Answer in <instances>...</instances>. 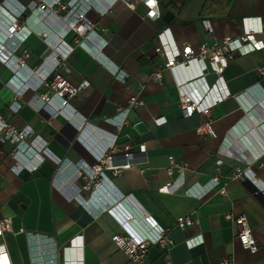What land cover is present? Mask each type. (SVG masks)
<instances>
[{
  "label": "crops",
  "instance_id": "crops-1",
  "mask_svg": "<svg viewBox=\"0 0 264 264\" xmlns=\"http://www.w3.org/2000/svg\"><path fill=\"white\" fill-rule=\"evenodd\" d=\"M83 1L92 6L87 18L107 41L103 59L125 72L127 80L117 81L101 65V59L76 46L74 33H63L64 23L53 14L58 11L56 6L42 11L40 0H0V34L21 7L26 8L23 17L28 18L30 31L22 40V48L29 53L23 68L17 69L14 59L7 65L0 62V115L18 129H32L28 142L35 152L47 148L61 160L92 166L97 162L92 150L99 149L98 140L108 141L114 134L116 160L126 146L136 152L144 145L147 164L122 170L116 176L103 169L107 181L99 189L93 188V181L76 180L70 174L62 175L64 180L60 178V186L55 187L52 181L57 167L49 161L34 157L27 168L15 174L10 170L12 158L6 152L0 154V218L11 224V232L3 233L0 243L8 264H71V252L67 254L64 248L75 236L82 237L81 264H221L226 258L230 264H264V197L251 192L248 180L235 178L238 170L248 168L258 180L256 187L264 190V154L253 160L252 153V148L261 146L258 140H264V49L229 62L224 78L232 96L213 108L210 117L196 114L184 118L169 71H162L160 81L152 77L154 68L164 62L155 52L161 29L169 28L177 44L187 43L196 53L202 44L239 36L242 18L258 17L264 26V0H157L160 13L172 15L169 22H162L160 16L146 18L139 0H129L133 8L121 0L112 4V0ZM62 2L70 7L78 0ZM103 7L106 11L101 15ZM204 20L211 25L210 33L203 29ZM259 38L264 40V34ZM63 42L72 52L58 57L59 67L51 76L63 77L75 87L87 85L71 99H58L49 92L47 106L37 111L38 105L29 102L45 90L39 86V74L33 71L50 63L51 52ZM14 57L20 58V51ZM13 77L14 86L23 89L17 97L6 85ZM207 81L211 83L213 76H207ZM238 95L240 100L235 98ZM130 98L137 104L117 131L105 120L126 108ZM14 100L19 109L11 113ZM153 118L165 122L158 126ZM205 122L213 135L197 133ZM81 125L92 133L82 137ZM218 159L221 165L216 164ZM212 178H217L218 184L203 197L184 194L185 188L194 185L195 192ZM179 179L184 185L176 193L158 191ZM87 183L89 190L80 191L73 201L66 200V186L77 189ZM114 195H132L148 216L167 230L171 245H152L143 262L130 261L117 249L113 237L120 230L105 211L107 198ZM226 215L246 216L256 252L242 247L236 227ZM180 216L189 217L193 225L178 228L176 219Z\"/></svg>",
  "mask_w": 264,
  "mask_h": 264
},
{
  "label": "built area",
  "instance_id": "built-area-1",
  "mask_svg": "<svg viewBox=\"0 0 264 264\" xmlns=\"http://www.w3.org/2000/svg\"><path fill=\"white\" fill-rule=\"evenodd\" d=\"M38 6L40 10L51 9L53 6L57 7L58 11L53 14L58 15L60 20L64 23L62 31L64 34L69 32L74 33V42L77 47L87 52L92 58L99 60L101 65L109 70L114 78L124 83L128 75L118 68H112L103 59V49L107 45V41L101 37L95 30V25L87 18L86 13L92 7L83 0H78L72 6H68L62 0H40ZM116 1L112 0L111 4ZM133 8V4L129 0H121ZM142 2L146 9L145 17L151 20H156L160 16L159 5L157 0H139ZM21 7V6H20ZM35 7L30 5L32 9ZM24 7L18 8L12 17L11 21L4 28V34H0V62L7 65L12 60H15L17 69L24 66V60L28 57L27 50L22 48V40L25 39L30 31L27 29V19L24 18ZM106 8H100L99 12L103 15ZM57 17V19L59 18ZM203 29L211 32V25L208 20L202 21ZM264 34V26L260 24L258 17H245L242 18L241 34L237 37L226 36L221 41H214L208 44H202L197 52H193L191 46L187 43L177 44L171 36L169 28L161 29L156 35L157 47L155 48L156 54L163 59V64L154 68L152 77L154 80L160 81L162 78V71L167 70L172 76L175 88L178 93V103L181 114L184 118H189L193 115H201L210 117L211 111L217 105L221 104L229 97L231 92L227 87L224 78V71L230 61L236 57L245 56L252 52L264 49V40L259 37ZM24 36L22 39L13 40L15 36ZM17 38V37H16ZM10 42V44H9ZM21 53V57L15 58L16 52ZM72 52V47L66 43H62L54 48L51 52L50 63H42L36 68L33 73L39 74V86L45 90L43 94L34 96L29 104H36L37 111L43 110L48 104L50 97L49 92H52L54 97L58 99H71L75 97L82 87L87 83L82 84L80 87L71 85L63 77H52L51 73L59 67L58 57L65 58ZM42 70V71H41ZM212 75L213 81H207V76ZM9 80L6 85L13 88L15 96H20L23 89L16 88L13 81ZM23 88V87H22ZM242 96L238 95L235 98L240 100ZM137 104L135 98H130L129 104L126 108L118 111L117 115L112 119H106V122L112 123L117 131H120L127 123V115L132 106ZM10 112L15 113L19 109L15 100L10 106ZM155 125H161L165 122L162 118H153ZM132 129L136 131V125L133 124ZM82 128H79V130ZM78 130V131H79ZM197 133L199 135L208 134L213 135L209 122H205L198 126ZM78 133V132H77ZM82 137L91 134V129L87 126L79 132ZM33 135L30 127L18 129L0 115V154L7 153L14 164L10 170L19 174L23 169L27 168L34 157L41 161H49L55 165L56 172L52 184L60 186V180L64 178L62 175L70 174L76 180L93 181V188L99 189L104 181H107L103 169L110 171L114 176L119 174L122 170H127L133 167H141L147 164L146 148L140 145L136 152H133L129 146L125 147L123 153L119 158L115 159V139L116 135L110 134L108 141L98 140L100 143L97 152L93 151V155L97 160L96 164L90 166L83 161L76 164H71L66 159L61 160L52 154L47 148H43L39 152L33 150V145L28 142L29 138ZM94 139L93 136H88ZM97 139V138H96ZM260 148L253 149V160H257L264 154V140H258ZM7 148V149H5ZM241 158H245L241 156ZM171 165H174L170 157ZM118 161V163L116 162ZM217 165L222 164V160L216 161ZM67 177V176H66ZM235 178H242L251 181L255 186L258 180H255V175L248 168L245 170H238ZM60 181V182H59ZM218 184L217 178H212L208 184L199 187L193 192L195 186H190L184 189L186 196L201 198L212 190ZM184 185V180L179 179L171 184L161 186L158 191L164 194H174ZM258 186V185H257ZM89 184H85L77 189L67 187L65 188V198L68 201H73L79 197L82 190H89ZM264 193V190H262ZM88 202V200L86 201ZM105 211L109 214L119 227L118 232L113 241L117 249L122 252L130 261L134 263L143 262L147 250L152 245L168 246L167 230L160 226L147 212L142 209L132 195L123 197L122 195H114L107 198ZM92 205L96 207L94 201ZM226 218L231 220L236 227V238L239 240L242 247L250 252H256L257 244L252 236L249 223L246 216L241 215L233 218L231 215H226ZM134 222L137 228L132 224ZM193 225V221L189 217H178L176 219V226L178 228H186ZM5 232H11V224L8 219L0 218V237ZM81 236H75L69 241L64 251L67 254L71 252V264H81L83 259V244L81 243ZM171 245V243H170ZM73 258V259H72ZM0 264H8L5 254L4 246L0 243ZM221 264H230L228 258L224 259Z\"/></svg>",
  "mask_w": 264,
  "mask_h": 264
},
{
  "label": "trees",
  "instance_id": "trees-1",
  "mask_svg": "<svg viewBox=\"0 0 264 264\" xmlns=\"http://www.w3.org/2000/svg\"><path fill=\"white\" fill-rule=\"evenodd\" d=\"M172 18V15H170V13H160V19L162 20V22H169Z\"/></svg>",
  "mask_w": 264,
  "mask_h": 264
},
{
  "label": "water",
  "instance_id": "water-1",
  "mask_svg": "<svg viewBox=\"0 0 264 264\" xmlns=\"http://www.w3.org/2000/svg\"><path fill=\"white\" fill-rule=\"evenodd\" d=\"M73 133L75 134L76 132H73ZM248 183H249V187L252 188L251 192L256 193L260 197H264V194H262L261 192H259V190L256 187L253 186V184H251L249 181H248Z\"/></svg>",
  "mask_w": 264,
  "mask_h": 264
},
{
  "label": "clouds",
  "instance_id": "clouds-1",
  "mask_svg": "<svg viewBox=\"0 0 264 264\" xmlns=\"http://www.w3.org/2000/svg\"><path fill=\"white\" fill-rule=\"evenodd\" d=\"M256 187V186H255ZM257 188V187H256ZM258 189V188H257ZM259 190V189H258ZM259 192H261L262 193V190H259ZM262 194H264V193H262Z\"/></svg>",
  "mask_w": 264,
  "mask_h": 264
},
{
  "label": "bare ground",
  "instance_id": "bare-ground-1",
  "mask_svg": "<svg viewBox=\"0 0 264 264\" xmlns=\"http://www.w3.org/2000/svg\"><path fill=\"white\" fill-rule=\"evenodd\" d=\"M68 187V186H67ZM70 188H73V186H70ZM106 200V198H104Z\"/></svg>",
  "mask_w": 264,
  "mask_h": 264
}]
</instances>
